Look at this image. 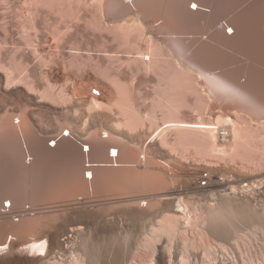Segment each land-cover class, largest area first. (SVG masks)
Masks as SVG:
<instances>
[{
    "label": "bare ground",
    "instance_id": "6f19581e",
    "mask_svg": "<svg viewBox=\"0 0 264 264\" xmlns=\"http://www.w3.org/2000/svg\"><path fill=\"white\" fill-rule=\"evenodd\" d=\"M13 8L19 39L46 74L44 85L36 86L22 57L10 54L3 61L0 46V99H8L0 103V257L7 255L1 262L133 264L134 251L144 248L151 250L150 264H172L180 240L187 263L188 247L215 236L216 250L206 248L213 264L220 258L222 264H264V0H18ZM211 15V30L201 35L206 28L200 23ZM38 20L50 28L48 36L39 35ZM66 20H83L97 33L98 56L65 37ZM0 24L8 31L5 19ZM202 45L216 54H200ZM125 71L128 80L121 78ZM139 71L156 77L145 112L134 107L130 92ZM14 87L60 105L52 120H37L39 126L55 121L52 131L33 121L37 99L26 92L22 99L19 90L12 95ZM183 108L189 117L180 114ZM186 153L206 172L201 180L207 187L190 198L174 187L192 180L182 173L190 165ZM122 159H132V169ZM118 167L124 176L117 179L125 183L111 178L127 185L131 197L102 180ZM103 183L126 199L119 205L104 200L106 208L98 209L136 225L134 236L126 222L128 231L120 226L124 234L114 236L116 227L111 232L109 221L96 214L90 229L92 212L86 210L76 214L78 221L70 218V210L84 206L77 199L91 200L90 194L107 188ZM105 189V195L118 193ZM55 198L67 199L60 200L62 209L50 206ZM27 201L28 207L49 203L42 216L10 212ZM254 249L262 263L250 255Z\"/></svg>",
    "mask_w": 264,
    "mask_h": 264
},
{
    "label": "rangeland",
    "instance_id": "374dc122",
    "mask_svg": "<svg viewBox=\"0 0 264 264\" xmlns=\"http://www.w3.org/2000/svg\"><path fill=\"white\" fill-rule=\"evenodd\" d=\"M7 2H9L8 4H6L7 5V8H6V5L5 6H1L0 5V23H1V21L2 20H6V22H8V24H7V29H8V31H4V30H2L1 29V24H0V46H1V56H2V60L3 61H6V58L10 55V54H13V55H16V58L17 59H19L20 57H22V59H23V61L24 62H26L27 64H28V74H29V76H30V78H31V80H32V82H34L35 83V85L36 86H43L44 85V81H43V77H44V75L46 74V70L44 69V70H42L41 68H40V66L37 64V62H35L29 55H28V53H27V51H26V49L23 47V43H22V41L19 39V34H20V32H19V30H18V23L16 22V20L14 19V8L13 7H15V4L17 5L18 4V0H13V1H11V0H6ZM229 9L227 8V11H228ZM215 14V13H214ZM212 18H213V15H211V16H209L207 19V21H205V23L203 22V23H200V24H202V25H200L201 27L202 26H204L206 29H205V31H202V32H200V34L201 35H204V34H208V32H210V30H211V27H209L208 26V24H211L212 23ZM52 21V20H51ZM65 23H67L66 25H67V27H68V31L66 32V34H65V37L66 38H72V39H75V40H79V43H80V41L82 42V43H80V49H81V51L85 54V52H86V50H87V48L89 49V51H90V53L92 54V55H94V56H98V51H97V43L99 42V41H97V42H95V39H97V33H95V32H93L92 30H90L89 28H87L86 27V24H85V22L83 21V20H81V21H78V20H66L65 21ZM206 23H208V24H206ZM60 27L62 28V27H64V23H61L60 24ZM38 28H39V30H40V32H39V35L41 36V37H43V36H48V34H50V28L49 27H47L46 25H44L40 20H38ZM206 30H209V31H206ZM199 34V33H198ZM199 34V35H200ZM186 39V38H185ZM197 44V43H196ZM107 48L109 49V50H113L115 47H114V45H112V44H107ZM207 48V49H206ZM198 51H199V53L200 54H202V55H204V56H214L215 54H216V52H215V50L214 49H212V48H208V47H206L205 45H202L201 47H200V49H198ZM67 56H68V53H67V49H66V51H65V58H67ZM124 56V55H123ZM122 56V57H123ZM121 78H122V80H128L129 79V73H127L126 71L125 72H123V74L121 75ZM91 82V81H90ZM133 85H132V88H131V90H130V92H131V95H132V97H134L133 99H134V102L133 103H135L134 104V107H136V109H139V111H142V112H145V111H147V110H150L151 109V103L149 102L150 101V97L152 96V93H153V88L155 87V83H156V77L152 74V73H147V74H145L143 71H139V72H137V73H135L134 74V78H133V80H132V82H131ZM16 84H13V86H15ZM15 88V87H14ZM17 88H19V87H16L15 89H14V91H11L10 93L12 94V95H17L18 94V91L17 90H19V92H20V94H19V96H20V98H22V99H24L25 97H27L29 94H31L30 95V97L32 96V97H35L34 99L32 98V101L33 100H35V99H37L35 102L33 101V103L35 104V103H38V104H35L36 105V107L38 108V106L40 107V109H38V110H36L37 108H35V113L36 114H34L33 115V121L35 122V124H36V126L39 128L40 126H42V127H40V128H44V127H46L47 126V129L46 128H44L43 130H45V131H48V129H49V131L51 130L52 131V127L50 126L52 123H54V122H51V124L50 123H48L47 122V124H46V126L44 125L45 124V122L46 121H44V123H42L40 126H39V124H40V122H37V120H40V117H43V118H45V119H47V118H49V120H52L53 119V117H52V115H55L54 113L57 111L58 113H59V110H60V105L59 104H57V103H55V102H53V101H49V103L48 104H46V101L45 100H41L40 98L38 99V97L37 96H35L36 94H32V93H28L26 90H25V88L23 89H21V87L19 88V89H17ZM12 89V88H11ZM13 90V89H12ZM21 90H24V91H21ZM133 90V91H132ZM17 92V94H15ZM22 92V93H21ZM26 92V93H25ZM14 93V94H13ZM23 93H25L23 96H25L24 98H23V96H22V94ZM92 93L95 95V94H97V92L94 90H92ZM26 94H27V96H26ZM34 95V96H33ZM19 98V99H20ZM40 100H41V102H40ZM148 100V101H147ZM5 101L6 102H8V99H5ZM10 101V100H9ZM39 101V102H38ZM45 101V102H44ZM136 101V102H135ZM1 102H4V100H1L0 99V103ZM6 102H4V103H6ZM41 103V104H40ZM138 103V104H137ZM140 103V104H139ZM2 105H3V103H1ZM40 104V105H39ZM42 104L45 106H42ZM150 104V105H149ZM48 105V106H47ZM139 106L140 105V108L139 107H137V106ZM142 105H143V107H145V108H143L142 107ZM43 108H42V107ZM53 106V107H52ZM55 106H56V108L59 106V108H55ZM46 108V109H45ZM50 108H53V112L51 111V112H49L51 109ZM187 108H183L181 111H180V114L181 113H183V114H187V113H185L184 111L186 110ZM54 110H56V111H54ZM188 110V109H187ZM56 112V113H57ZM186 112H188V111H186ZM189 112H190V110H189ZM52 113V114H51ZM38 114V115H37ZM158 114V115H157ZM157 114H156V116L157 117H159L160 116V113L159 112H157ZM183 114H181V115H183ZM190 114L191 115H193L191 112H190ZM50 115V116H49ZM183 116H187V117H189L190 115L188 114V115H183ZM206 117H207V115H205ZM52 117V118H51ZM208 117H211V116H208ZM206 119H209V118H206ZM50 124V125H49ZM56 124H57V122H56ZM44 125V126H43ZM54 125H55V123H54ZM49 126V127H48ZM51 128V129H50ZM79 138V137H78ZM52 143V142H51ZM51 143H49V144H51ZM85 148V147H84ZM190 155V157L191 158H189L188 160H189V163L188 164H190L191 166H193V168L194 169H196V173H197V175L194 173L195 172V170H193V169H190L191 167H190V165H188V168H184V167H182V168H184V172H182V173H184V176H187L188 177V179H186V181L187 182H189V181H191L192 182V180H193V183H191V182H189L188 184H183V183H185V182H183L182 184H179L178 182V184L177 183H175L174 185H176V186H174L175 187V189H177V191L178 190H180L179 192H181L182 193V195H186V197L187 198H190L189 196H194L193 195V193H196V191H200L201 189H203V188H205V187H207V184H206V180H201V179H206L205 177H206V172L205 171H203V170H201V172H203V174H200L201 172H200V169L199 168H196L195 167V165L197 164V162H198V158H195L196 156H194L193 154H190V153H186V158L188 157ZM163 156V155H162ZM194 156V157H193ZM124 158V157H123ZM185 159V158H184ZM198 159V160H197ZM94 160V159H93ZM97 160V159H96ZM96 160H94V161H96ZM132 160V159H131ZM131 160L129 161V160H124V159H122L121 161L123 162H125L126 163V166H124L123 165V163L121 162V165H123L124 167H130V169H132L131 168V166H129V165H132L131 164ZM186 160L187 159H185L184 161L186 162ZM188 160H187V162H188ZM207 160V159H206ZM98 161H101V160H98ZM104 160H102V162H103ZM128 161V162H127ZM208 161V160H207ZM209 161H211L210 159H209ZM130 162V163H129ZM132 162H134V160L132 161ZM98 163V162H97ZM129 165H128V164ZM195 163V164H194ZM213 164H214V167H216L217 168V166H223V165H225L223 162H213ZM128 165V166H127ZM134 165V164H133ZM132 165V166H133ZM122 166V167H123ZM122 167H120L121 168V171H120V168L118 169V168H115L116 169V172H115V170L114 171H111L112 173H113V175L112 176H108V175H111V172H110V174L108 173V175H106V174H104V177H105V179H102L103 180V182H109L108 184L111 186V185H113V184H115L118 180L119 181H121L122 183L124 182L125 183V179H123V177L122 176H120V178L119 179H117L118 178V176L121 174L120 172H122ZM102 168V167H101ZM106 168V167H105ZM124 169L123 168V171L125 172V170H130L129 168L128 169ZM98 169V168H97ZM103 169V168H102ZM101 169V170H102ZM118 169V170H117ZM264 169V168H263ZM104 170V169H103ZM102 170V171H103ZM107 171H109L108 169L106 170V172ZM117 171H119L118 173H117ZM174 170H172V172H173ZM192 171H194L193 173H191ZM98 172H101L100 171V167H99V169H98ZM177 172V170H175L174 171V173H176ZM179 172V171H178ZM189 172V173H188ZM205 172V173H204ZM117 173V174H116ZM120 173V174H119ZM180 173H181V171H180ZM185 173H188V174H186L185 175ZM119 174V175H118ZM122 174H123V176H124V173L122 172ZM121 174V175H122ZM116 175H118V176H116ZM189 175V176H188ZM193 175H195V177L193 178ZM204 175V176H203ZM107 176V177H106ZM116 176V177H115ZM202 176V177H201ZM111 177H114L117 181H115L114 182V180H112V178ZM122 177V178H121ZM186 177V178H187ZM199 177H201V178H199ZM110 178H111V181H110ZM113 178V179H114ZM107 179H109V180H107ZM121 179H123V181L121 180ZM189 179H192V180H189ZM198 179V180H197ZM189 180V181H188ZM202 182H201V181ZM118 181V182H119ZM195 181H196V183H197V185L199 184V185H201L202 184V188H199L197 185L195 186ZM200 181V182H199ZM111 182H113V183H111ZM117 182V183H118ZM120 182V184H122ZM180 182H182V181H180ZM186 182V183H187ZM105 183H103L104 185H106ZM108 184L106 185L107 186V190H110L111 189V187L109 188L108 187ZM120 184H118V185H116L115 184V187H117V186H119ZM206 184V185H205ZM25 185V184H24ZM125 185V184H124ZM194 185V186H193ZM101 186H103V185H101ZM125 186H127V185H125ZM125 186H119V187H122V189H124V190H122L121 188H120V190L121 191H123L124 193H125V197L127 196V195H129L130 197L132 196V194L130 193L129 194V191H132V190H130V189H127L128 188V186L127 187H125ZM105 187V186H104ZM101 188V190H102V192H101V190H97L98 192H99V194L100 193H103L104 192V189L105 188ZM191 187V188H190ZM195 189H194V188ZM118 188V187H117ZM131 188V187H130ZM185 188V189H184ZM188 188V189H187ZM193 188V189H192ZM70 189H73L72 187L70 188ZM69 189V190H70ZM106 189H105V191H106ZM114 189V192L117 190V189H115L114 187L111 189V190H113ZM119 189V188H118ZM131 189H133V188H131ZM183 189V190H182ZM259 189V187L258 188H256V191ZM110 190V192H113V191H111ZM119 190V192H118V190L116 191V192H118V193H115V197H113V196H111V194L113 195V193H110L109 194V191H108V193H107V191H106V193H107V195H105L104 193L101 195L100 194V196H99V194H97L96 192H95V194H90V197H89V199H91V200H83V199H81V198H76L77 199V201L78 202H84V203H81V204H79L80 206H82V205H84V206H86V208L84 207V206H82V207H80V210L78 209V210H75V209H72V210H70L69 212H68V214L69 215H71V216H73V217H70L72 220H77L78 221V219L76 218V214L78 213H80L81 212V214H84V212H85V210L87 211V212H85V213H90V212H92V213H90L91 215L90 216H88L89 218L91 217V219H93V220H89V218H87V220H86V222H89V223H86V226L87 227H89L90 229H92L93 227H94V224H93V222H95V218H92L93 217V215H95L96 216V218H98L97 217V215L99 216V218H100V216H102V219H104L105 218V220L104 221H106V220H108L109 221V223L107 222V224H110V225H112V230H110L111 232L115 229V231L112 233L114 236H118L116 233H119L120 231L122 232H120L121 234H124V231H122L121 230V228H122V226H127V228H128V230H132L133 231V227H135V229H137V227H136V225L135 226H132L131 224V226L128 224V222H127V220H125V219H123V217L122 216H117V214H114V215H112V216H109V215H106L107 213H110V212H107V210H105V209H103L104 210V213H103V210L102 211H100L98 208H102L104 205H105V203H103L104 202V200H105V202H108V201H106V200H109V202H116V203H114L115 205H119L117 202H119V200H124V199H126V198H124V195L122 196L121 194L123 193V192H121ZM129 190V191H128ZM126 191H128V193L126 192ZM190 191V192H189ZM195 191V192H194ZM199 191H198V193H196L197 195L199 194ZM255 191V192H256ZM187 192V193H186ZM193 192V193H192ZM120 193V194H119ZM123 193V194H124ZM126 193H127V195H126ZM175 193H178V192H175ZM184 193V194H183ZM188 193H191V195L190 194H188ZM116 194H119L121 197H122V199H121V197L119 196H117ZM92 195V196H91ZM104 195L106 196V198H104ZM111 197H110V196ZM189 195V196H188ZM100 198H99V197ZM128 196V197H129ZM191 196V197H192ZM94 199H92V198ZM98 197V198H97ZM103 197V198H102ZM127 197V198H128ZM120 198V199H119ZM48 199V198H47ZM55 199H57V201L60 203V202H62V201H65V200H67L66 198H63V199H58V198H55ZM118 201H117V200ZM52 200V199H51ZM50 199H48L47 201H51ZM60 200H62V201H60ZM99 200V201H98ZM41 201L43 202V201H45V204H46V199L45 200H42L41 199ZM53 201H54V199H53ZM51 202V204H50V206H56V207H58V205H59V207H58V210L61 208L60 206H61V203L59 204L58 202H56L57 204H55L54 202L56 201H54V202ZM91 201V202H90ZM96 201V202H95ZM98 201V202H97ZM258 201V200H257ZM28 203H26L25 202V205H27L26 206V208H17V209H12V210H10V212H12V213H18V211L19 212H21V211H23V210H25V211H28L29 213H37V215H39V216H42L44 213H45V208L46 207H48V203H47V205H43L44 203H42V204H40V205H35V206H29L28 207V205H29V201H27ZM40 202V201H39ZM88 202V203H87ZM90 202V203H89ZM41 203V202H40ZM74 203V202H73ZM97 203H103V205L102 204H100V205H102V206H100V205H97ZM143 203V202H142ZM259 203V202H258ZM55 204V205H54ZM89 204H92V205H89ZM113 204V203H112ZM88 205V206H87ZM91 206V207H90ZM92 206H94L93 208H92ZM96 206V207H95ZM98 206V207H97ZM100 206V207H99ZM89 208V210H88V208ZM85 208V209H84ZM90 208H92L93 210H94V213H93V211H92V209L90 210ZM104 208V207H103ZM105 208H106V205H105ZM62 209V208H61ZM83 209V210H82ZM96 209H98L99 211H97ZM57 210V209H56ZM96 210V211H95ZM84 211V212H83ZM2 212H4V210H2ZM105 212H107V213H105ZM116 212V211H115ZM114 212V213H115ZM93 214V215H92ZM106 215V217L108 218V219H106V217L105 216H103V215ZM75 215V216H74ZM116 215V216H115ZM112 217V218H111ZM113 217L115 218V219H117V220H115V219H113ZM118 218H120V219H118ZM11 220L12 221H17L18 220V217H13L12 216V218H11ZM120 222H119V221ZM123 220H125V221H123ZM90 221H92V222H90ZM125 222H126V224H125ZM112 223V224H111ZM116 223H118V224H116ZM125 225H124V224ZM106 224V226H110V225H107ZM119 224H121V225H119ZM123 224V225H122ZM119 225V226H118ZM90 226H93V227H90ZM116 227V228H114V227ZM118 226V227H117ZM120 226H121V228H120ZM130 226V227H129ZM107 227V228H108ZM111 227V226H110ZM110 227H109V229H110ZM88 228V229H89ZM96 228V226L93 228V229H95ZM114 228V229H113ZM118 228H120V229H118ZM126 229V227H123L122 229L123 230H125ZM129 228H131V229H129ZM108 229V230H109ZM134 229V231H136L137 232V230H135ZM128 230H125V231H128ZM133 231V235H131V236H134V234H136V232H134ZM106 235H109V234H107V233H105ZM105 235V237L107 238V236ZM137 235H135V237H136ZM179 236V235H178ZM189 236H190V234H189ZM208 236V235H207ZM109 237V236H108ZM118 237H121L120 235L118 236ZM215 237V236H214ZM213 237V239H215ZM210 238V239H209ZM120 239V238H119ZM122 239V238H121ZM176 239H177V236H176ZM175 239V240H176ZM178 239H180L179 237H178ZM177 239V240H178ZM207 239V240H206ZM205 239V241L206 242H203V243H200L199 244V242H197V243H195V245H193V247H191V248H187L188 250H186L187 251V253H188V255H189V258H188V260H187V263H184V261L181 259V257H180V255L179 254H181L183 251L181 250L182 248H181V245H178L181 241L180 240H178V246L176 245V243H174L175 244V249H174V258H173V262H172V264H213L212 262H214L213 260H211V259H209V257L207 256V246H209L210 245V247L213 249V250H216V246H215V244L214 243H212V242H215L216 241V239L213 241V239H212V236H208V238H206ZM211 242H210V241ZM180 241V242H179ZM208 241H209V243H208ZM219 241V240H218ZM115 242H113L112 241V243H110L111 245L112 244H114ZM118 242H116V244L114 245V246H116V245H120V242L117 244ZM129 243H131L132 244V242L131 241H129L127 244H129ZM136 244V243H135ZM181 244V243H180ZM122 245V244H121ZM113 246V245H112ZM190 249V250H189ZM211 249V250H212ZM218 251H219V249H218ZM220 254V253H219ZM250 255H252L254 258H255V261H257V262H260V263H262L261 262V258H259V254H258V250L257 249H254V250H252L251 252H250ZM150 257H151V250H149V249H144V248H141V249H139V250H135L134 251V256H133V259H131V261L133 260V264H150L149 263V261H150ZM204 257H205V259H204ZM6 258H7V255H4V256H1L0 257V259H5L6 260ZM130 262V261H129ZM223 262H222V260H221V258L219 259V261L217 262V264H222ZM0 264H3L2 262H1V260H0ZM246 264V263H245Z\"/></svg>",
    "mask_w": 264,
    "mask_h": 264
}]
</instances>
